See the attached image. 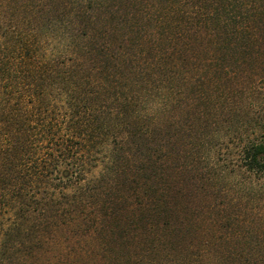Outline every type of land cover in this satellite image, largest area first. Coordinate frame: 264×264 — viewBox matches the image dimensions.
<instances>
[{
    "label": "trees",
    "instance_id": "16d2710c",
    "mask_svg": "<svg viewBox=\"0 0 264 264\" xmlns=\"http://www.w3.org/2000/svg\"><path fill=\"white\" fill-rule=\"evenodd\" d=\"M0 264H264V0H0Z\"/></svg>",
    "mask_w": 264,
    "mask_h": 264
}]
</instances>
